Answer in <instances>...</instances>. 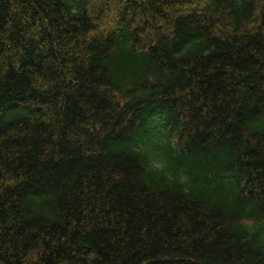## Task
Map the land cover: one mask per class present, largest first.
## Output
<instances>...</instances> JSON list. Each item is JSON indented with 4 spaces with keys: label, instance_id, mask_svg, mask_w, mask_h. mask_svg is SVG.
I'll return each instance as SVG.
<instances>
[{
    "label": "trees",
    "instance_id": "1",
    "mask_svg": "<svg viewBox=\"0 0 264 264\" xmlns=\"http://www.w3.org/2000/svg\"><path fill=\"white\" fill-rule=\"evenodd\" d=\"M0 264H264V0H0Z\"/></svg>",
    "mask_w": 264,
    "mask_h": 264
}]
</instances>
